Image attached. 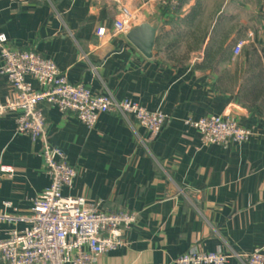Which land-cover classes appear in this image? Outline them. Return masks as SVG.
Segmentation results:
<instances>
[{"label": "crops", "instance_id": "1", "mask_svg": "<svg viewBox=\"0 0 264 264\" xmlns=\"http://www.w3.org/2000/svg\"><path fill=\"white\" fill-rule=\"evenodd\" d=\"M124 5L133 27L162 17L152 58L127 33L112 34ZM0 35L52 59L74 84L170 117L152 137L118 113H101L90 129L41 103L49 143L77 170L64 193L136 215L125 243L96 264H174L194 246L245 264L243 255L264 245V0H0ZM3 64L0 53V102L13 91ZM209 115L231 117L254 134L206 144L185 119ZM2 166L10 170H0V214L28 215L50 176L40 142L17 131L15 113L0 114ZM28 225L0 221V239Z\"/></svg>", "mask_w": 264, "mask_h": 264}, {"label": "built area", "instance_id": "2", "mask_svg": "<svg viewBox=\"0 0 264 264\" xmlns=\"http://www.w3.org/2000/svg\"><path fill=\"white\" fill-rule=\"evenodd\" d=\"M134 20L133 11L122 6L115 17L112 34H126L133 28ZM96 34L104 37L106 27H98ZM243 46V41L236 43L233 53L238 55ZM0 53L4 62L1 73L13 88L11 95L0 102V114L15 113L17 131L40 142L50 176V185L32 199L28 215L0 214V221L15 225L29 223L23 229L12 227L9 236L0 239V264H96L101 255L125 243L123 233L134 227L136 215L128 210L107 211L100 203L64 193L65 188L73 187L77 170L68 162L64 151L49 143L41 103L55 106L64 114H75L90 129L101 113H118L124 118H133L152 137L161 133L170 117L162 110H150L130 98L117 100L110 94L94 92L87 84H74L52 59L34 50L11 47L5 35H0ZM185 123L199 130L206 144L243 143L254 134L224 115L188 118ZM0 170L10 168L2 166ZM6 206L12 207V204L7 202ZM230 257L194 246L178 256L174 264H227ZM243 259L245 264H264V245L243 255Z\"/></svg>", "mask_w": 264, "mask_h": 264}, {"label": "water", "instance_id": "3", "mask_svg": "<svg viewBox=\"0 0 264 264\" xmlns=\"http://www.w3.org/2000/svg\"><path fill=\"white\" fill-rule=\"evenodd\" d=\"M162 17L151 22L146 21L137 26H134L126 34V38L147 58L154 56L156 40L162 27ZM236 111H240L239 107L235 106Z\"/></svg>", "mask_w": 264, "mask_h": 264}, {"label": "trees", "instance_id": "4", "mask_svg": "<svg viewBox=\"0 0 264 264\" xmlns=\"http://www.w3.org/2000/svg\"><path fill=\"white\" fill-rule=\"evenodd\" d=\"M198 13H199L198 9H197V8L194 9V10L192 11V17L197 16ZM190 17H191V16H190Z\"/></svg>", "mask_w": 264, "mask_h": 264}]
</instances>
